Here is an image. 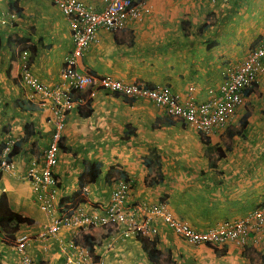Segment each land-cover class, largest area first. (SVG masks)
<instances>
[{"label": "crops", "instance_id": "crops-1", "mask_svg": "<svg viewBox=\"0 0 264 264\" xmlns=\"http://www.w3.org/2000/svg\"><path fill=\"white\" fill-rule=\"evenodd\" d=\"M80 1L102 10L107 0ZM145 2L148 12L122 31H97L78 60L80 71L165 85L182 102H202L217 93L230 62L264 43V0ZM9 35L16 37V59ZM72 47L69 23L52 0H0V149L8 146L13 152L8 168L0 167V195L5 192L14 211L34 220L16 233V238H30V264H63L67 256L82 259L89 250L83 238L72 237L74 230L39 237L49 214L35 201L25 177L47 147L53 125L51 102L29 99L22 85L18 55L27 51L28 71L34 77L48 86H62L61 69ZM71 98L74 104L52 170L58 183L50 199L55 210H103L121 180L131 184L129 205L165 204L176 218L197 229L239 219L264 204V73L227 125L205 138L207 143L194 127L148 100L97 87L72 90ZM16 100L36 107L26 103L20 109ZM26 124L30 135L21 141ZM93 162L100 164L98 177L86 171ZM80 176L86 193L79 190ZM154 180L157 183H149ZM152 226L157 228L153 239L162 264H264V233L252 234L243 247L220 245L225 253L217 255L209 246L186 243L159 218ZM86 233L95 239L89 255L100 264H151L135 237H122L116 229ZM0 264H22L16 249L1 236Z\"/></svg>", "mask_w": 264, "mask_h": 264}, {"label": "built area", "instance_id": "built-area-1", "mask_svg": "<svg viewBox=\"0 0 264 264\" xmlns=\"http://www.w3.org/2000/svg\"><path fill=\"white\" fill-rule=\"evenodd\" d=\"M52 2L67 19L73 44L61 69L60 76L64 84L53 87L46 85L28 71L27 51L23 50L18 55L21 58L19 78L22 85L27 87L31 97L38 98L40 102H51V139L43 155L38 160H33L25 172V177L35 190L40 208L49 214V221L39 237L55 236L62 229H70L75 231L72 237L79 240L85 232L91 230L116 229L122 237L143 236L152 239L157 234V228L152 226L154 218L161 219L182 240L193 246L233 243L243 247L252 234L264 233V204L256 206L239 219L221 220L206 229H197L176 218L165 204L129 205L127 199L131 184L123 180L118 181L111 189L109 202L103 210L54 209L50 202L56 183L52 170L57 163L67 112L74 104L71 98L72 90L77 92L87 87H97L133 100H148L162 107L168 116L194 127L202 138H207L217 128L227 125L235 109L242 104L245 93L257 86L260 75L264 73V43L253 48L243 59H236L227 65L217 93L209 99L202 102H182L168 86L152 87L144 82H125L108 76L99 77L80 71L77 67L80 56L94 41L99 29L122 31L130 20L140 19L148 12L145 0H107L102 10H92L80 0ZM8 153L9 147L6 146L0 158L2 168L9 166L6 159ZM87 190L86 185L81 187L83 193ZM29 239L27 234H23L17 238L15 244L22 264L31 263L26 251ZM86 249L82 259L67 256L63 264H100ZM82 254L83 249L79 251V257Z\"/></svg>", "mask_w": 264, "mask_h": 264}, {"label": "trees", "instance_id": "trees-1", "mask_svg": "<svg viewBox=\"0 0 264 264\" xmlns=\"http://www.w3.org/2000/svg\"><path fill=\"white\" fill-rule=\"evenodd\" d=\"M14 3H12V6ZM209 24L206 23L204 24V27H206ZM24 40V39H23ZM22 38L19 39L18 43L23 41ZM16 37L14 35H9L7 38L8 46L11 47L12 49L15 47L16 43ZM12 58L16 59V54H15V48L12 50ZM26 103H29V107H36L34 105H30L31 103L28 102L27 100H16L15 105L19 106L20 109H25L26 108ZM26 131L24 136L22 137L21 141H25L29 135L30 131L28 130L29 124H26ZM204 143H207V140L204 138ZM1 150V149H0ZM13 155V152H9L7 155V160L8 162L11 161V157ZM86 171H90L94 177H98L100 175V164L98 163H89L86 166ZM123 173V172H122ZM152 182V183H151ZM149 183L154 184L157 183V180L154 181H149ZM80 187L84 186V183L81 181V176H80ZM34 222L33 218L30 216L23 215L17 211H14L9 204L7 194L3 192L0 195V232L2 233L3 236V241L6 244H14L16 241V233L19 230L20 225H30ZM108 230V229H107ZM83 240L86 242V246L89 248L90 251H92V247L94 245L95 239L94 236L90 233H86L82 236ZM137 240L140 242L142 249L146 253V256L148 260L151 262V264H162L161 262V257L162 253L161 250L156 247V240L155 239H149L147 237L143 236H137ZM215 253L217 255H222L225 253L224 249L219 250L218 246L216 245H210ZM172 264V262L170 263ZM176 264V263H173Z\"/></svg>", "mask_w": 264, "mask_h": 264}, {"label": "clouds", "instance_id": "clouds-1", "mask_svg": "<svg viewBox=\"0 0 264 264\" xmlns=\"http://www.w3.org/2000/svg\"><path fill=\"white\" fill-rule=\"evenodd\" d=\"M27 91H28V97H29V99L30 98H35V97H31L30 96V94H29V90L28 89H26ZM38 102H40V100L38 99ZM52 135V134H51ZM50 139H51V137H50ZM61 139H62V135H61ZM61 148H62V144H61V140H60V150H61ZM59 150V151H60ZM2 151H3V149L0 151V158H1V153H2ZM44 152V151H43ZM43 152L41 153V156L43 155ZM8 155V154H7ZM40 156H38V158H39ZM37 158V159H38ZM6 159H7V156H6ZM8 161V160H7ZM8 163H10V162H8ZM1 169H4V168H2L1 167ZM53 176H54V173H53ZM54 178H55V181H56V183H55V187L57 186V180H56V177L54 176ZM55 187L53 188V194H55ZM79 190H81V187H79ZM34 192H35V190H34ZM35 201L37 202V200H36V197H35ZM38 203V202H37ZM38 205H39V203H38ZM44 211V210H43ZM45 212V211H44ZM115 230V229H114ZM0 236H1V238H2V241H3V236H2V233L0 232ZM21 236V235H20ZM135 239H137V237H135ZM16 241H17V238H16ZM16 241H15V243L14 244H9V245H11L14 249H16L15 248V244H16ZM27 248H28V246H27ZM27 248H26V251H27ZM17 252V251H16ZM28 252V251H27ZM18 253V252H17Z\"/></svg>", "mask_w": 264, "mask_h": 264}, {"label": "rangeland", "instance_id": "rangeland-1", "mask_svg": "<svg viewBox=\"0 0 264 264\" xmlns=\"http://www.w3.org/2000/svg\"><path fill=\"white\" fill-rule=\"evenodd\" d=\"M138 203H140V202H142V201H137ZM142 204H143V202H142ZM147 205H149V206H153V205H150V204H147ZM167 263V262H166Z\"/></svg>", "mask_w": 264, "mask_h": 264}]
</instances>
